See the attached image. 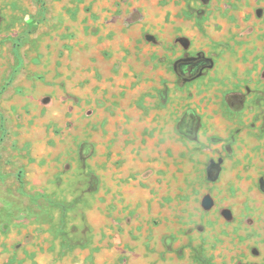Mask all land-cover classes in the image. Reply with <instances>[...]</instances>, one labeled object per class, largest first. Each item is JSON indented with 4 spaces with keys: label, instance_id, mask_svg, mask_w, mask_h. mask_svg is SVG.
I'll return each mask as SVG.
<instances>
[{
    "label": "rangeland",
    "instance_id": "rangeland-1",
    "mask_svg": "<svg viewBox=\"0 0 264 264\" xmlns=\"http://www.w3.org/2000/svg\"><path fill=\"white\" fill-rule=\"evenodd\" d=\"M0 264H264V0H0Z\"/></svg>",
    "mask_w": 264,
    "mask_h": 264
},
{
    "label": "flooded vegetation",
    "instance_id": "flooded-vegetation-1",
    "mask_svg": "<svg viewBox=\"0 0 264 264\" xmlns=\"http://www.w3.org/2000/svg\"><path fill=\"white\" fill-rule=\"evenodd\" d=\"M171 51L177 54L172 61L171 70L176 76V84L179 81L187 83L202 77L204 71L210 67L212 60L204 52H185L178 54L180 47L178 44H172ZM175 130L181 131L186 135L195 132L199 118L194 110L186 109L182 115L175 117Z\"/></svg>",
    "mask_w": 264,
    "mask_h": 264
}]
</instances>
